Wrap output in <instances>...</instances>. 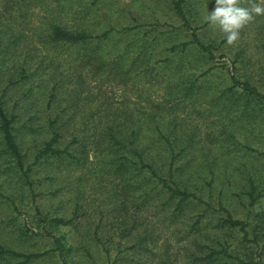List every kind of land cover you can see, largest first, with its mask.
I'll list each match as a JSON object with an SVG mask.
<instances>
[{
    "label": "rangeland",
    "instance_id": "374dc122",
    "mask_svg": "<svg viewBox=\"0 0 264 264\" xmlns=\"http://www.w3.org/2000/svg\"><path fill=\"white\" fill-rule=\"evenodd\" d=\"M171 1L0 0V95L6 111L18 114L13 131L23 159L21 167L12 163L0 134V243L42 251L32 264H63L45 230L64 232L80 246L81 253H69L70 264H185L188 239L196 235L186 225L205 204L186 203L169 215L176 198L165 204L155 193L158 184L145 179L136 185L137 168L123 175L109 161L113 140L133 131L148 136L146 119L180 139L184 155L176 163L197 172L187 189L210 202L206 213L227 209L248 222L244 236L205 218L202 230L229 244L235 264H255L262 237L255 232L254 241L252 227L264 210V101L248 102L231 87L230 75L264 93V16L228 45L204 20L215 0H182L186 24ZM51 23L100 44L75 49L54 42ZM192 33L212 44L210 56L193 43L182 48ZM27 60L36 74L26 82L18 75L7 80L6 71H18ZM54 79L60 84L51 96ZM36 82L35 93H26ZM50 121L58 124L55 145L63 150L35 161ZM142 189L148 191L144 200ZM143 234L139 242L147 249L131 247Z\"/></svg>",
    "mask_w": 264,
    "mask_h": 264
},
{
    "label": "trees",
    "instance_id": "16d2710c",
    "mask_svg": "<svg viewBox=\"0 0 264 264\" xmlns=\"http://www.w3.org/2000/svg\"><path fill=\"white\" fill-rule=\"evenodd\" d=\"M171 2L174 10L177 11V14H179L184 19V24H186L187 21L184 18L181 9L182 0H172ZM128 28L129 27H124V29ZM106 33L107 31L104 30L98 34V37L100 34L102 36H106ZM49 34H51L50 39L54 42L59 44L67 43L68 45L75 46V49L82 48L83 45L88 44L90 41H93L95 44H100V39H96L94 36L88 35L86 33L73 32L68 27L58 23H51L49 25ZM192 34L193 39L180 43L183 46L182 48H184V46L189 43H193L196 47L202 51H205L210 56L211 50L213 48L212 44L203 43L198 39V37L194 35V33ZM174 46L175 44L171 47ZM22 65L23 67L20 65V69L18 71H6L7 80L11 79V77L14 75H18L16 80L25 78L23 82H26L30 79V77L36 74V70L30 67L28 60L24 61ZM39 65L44 66L41 63ZM77 78H80V76L77 75ZM230 79L232 82L231 87L235 85L239 92H241L243 95H247L248 102L251 100L264 101V93L259 91L254 85L248 83L246 80H238L233 74L230 75ZM7 83L8 81H6V83H4L1 88V93L3 94L8 87L6 85ZM58 83V80L55 79L54 81H51L49 86V94L51 96L54 94V90L56 91ZM37 85L38 82L35 84H30L26 93L34 94L38 89ZM189 89L190 86L187 87L188 91ZM28 100L31 102L33 97ZM17 115L18 114L15 112L6 111L4 107V98H2V95H0V134L3 148L5 152H7L9 155H12H10V160L12 163L18 167H21L23 164L22 153L20 152L18 142L15 140L16 135L13 131L15 123L14 120ZM30 117L31 115L28 116V118ZM147 121L148 119L143 122L147 124V128H151L152 130L150 133H147L148 136H136L133 131L127 133V136H121V138L113 140V142L110 143V147L107 148V151L112 156L109 161L114 163L115 171H120L121 174L126 175L130 168H133L134 166L141 173L139 180L136 181V185L141 186L144 184L145 179H149L154 181L155 184H158L155 193L156 195L160 194V196L166 197L164 201L165 204L170 203V198H176L173 201V206L169 210V215H172L174 211L183 208L186 203L198 201L205 204L201 210L194 214V219L186 225L187 230L193 231L196 233V235H192L188 239V242H190L192 245V250H188L186 252L185 264H235L234 261L231 260L235 258V255L229 253L230 249L228 251L229 244L219 242L217 240L219 239L217 234L208 236L204 229L202 230L201 221L203 218H205V222L214 220V224L218 227H237L243 232V236L247 232L246 225L248 222L243 221L242 219L234 218L230 212L227 211V209H224V214H220L218 216H215V214L210 212L206 213L208 208L212 207L210 202L201 198L192 190L187 189V186L192 184V181L190 183L188 182L190 175L198 177L197 172L195 169H193V171L188 173L190 169L184 171V164L176 163L177 159H180V157L184 155L182 151L183 145H180L177 148L178 144L180 143V139L176 137H170L169 134H165L160 131V127L156 123H148ZM52 123H54V121H50V136H48V138L43 141L42 145L37 148L34 154L35 161L41 159L44 155L59 154L63 150L62 148L56 147L55 145V142L61 132L58 129V124L57 127H55ZM149 124L151 126H149ZM149 136L151 137L149 138ZM163 159L165 161H163ZM193 185L195 188L198 187L196 183H193ZM141 192L142 193L139 196H141L142 200H144L146 197L145 195L148 194V191L146 189H142ZM250 197L252 200L254 199V196ZM219 207L223 208L221 205H219ZM256 219V223L252 227V230H255L252 234L253 240L255 241V236L257 235L255 232H259V235L262 237V241L255 248V264H264V210L257 214ZM55 220L63 221V219L59 217H57ZM24 227L27 228L28 226L25 224ZM43 233L53 238L54 246L51 250L56 251L63 264H70V252L78 254L81 251L77 242L69 240L64 232L54 234L52 231L45 230ZM145 234L142 236L138 235L137 237L139 238L136 239V241L130 243L131 247H134L137 244L141 246L143 250H146L147 247L140 244V237L145 236ZM206 239H208L211 243L214 241L218 243L219 248L216 249L213 244L205 243L204 240ZM202 248H207L206 253L204 252L201 254V252H203ZM107 252L108 251L105 248L104 253L107 254ZM42 253V251H18L6 247L0 243V264H32V258ZM90 264H92V262Z\"/></svg>",
    "mask_w": 264,
    "mask_h": 264
},
{
    "label": "clouds",
    "instance_id": "9594fccd",
    "mask_svg": "<svg viewBox=\"0 0 264 264\" xmlns=\"http://www.w3.org/2000/svg\"><path fill=\"white\" fill-rule=\"evenodd\" d=\"M257 16H264V0H215L214 9L204 20L224 34L228 45H233L241 30Z\"/></svg>",
    "mask_w": 264,
    "mask_h": 264
}]
</instances>
